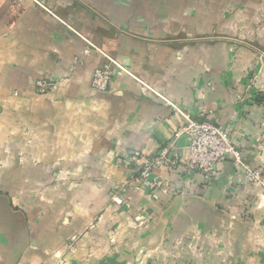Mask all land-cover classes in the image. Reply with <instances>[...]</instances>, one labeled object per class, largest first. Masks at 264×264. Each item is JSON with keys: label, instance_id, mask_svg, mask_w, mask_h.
Wrapping results in <instances>:
<instances>
[{"label": "crops", "instance_id": "crops-1", "mask_svg": "<svg viewBox=\"0 0 264 264\" xmlns=\"http://www.w3.org/2000/svg\"><path fill=\"white\" fill-rule=\"evenodd\" d=\"M169 8L158 0H0V121L13 120L12 131L0 130V264H264V207L249 209L253 189L230 180L228 160L208 185L195 175L188 194L158 199L140 193L121 163L129 151L152 154L170 141L185 150L188 136L174 138L182 115L227 126L236 140L260 122L262 106L234 100V75L225 82L203 71L218 47L170 42L180 15ZM109 60L127 73L112 63L108 89L96 92L93 72ZM40 79L54 83L47 93H36ZM56 169L75 175L55 186ZM122 182L131 210L110 201ZM198 234L202 257L139 256Z\"/></svg>", "mask_w": 264, "mask_h": 264}, {"label": "rangeland", "instance_id": "rangeland-1", "mask_svg": "<svg viewBox=\"0 0 264 264\" xmlns=\"http://www.w3.org/2000/svg\"><path fill=\"white\" fill-rule=\"evenodd\" d=\"M158 1L170 4V13L172 10V14L175 16L180 15V31L176 37L170 38V42L174 41L175 43L186 45H194L196 43L212 44L216 49L219 48L216 51L218 52L216 56H211L208 58V61H205L209 63L201 64L203 66L207 65V68H204L203 71L210 76V79L219 77L221 81L224 78L225 82L229 81L232 75H234L232 84V90L234 89L236 93L234 94V100L240 105H245V108L255 104L262 106L263 111L261 112L260 122L254 124L256 131L248 134L249 138L236 140L233 137L232 131L229 130L232 152L231 154H227L223 160L216 162L214 172L215 176H217L218 170L216 169V165L228 160L235 169L230 180L234 182L235 179H238L253 189L254 196L251 195L246 199L249 203V209L252 210L253 206L258 209L260 205L259 201L262 202L261 204L264 207V0ZM150 2L153 3L156 0H150ZM156 13L163 14L161 10ZM205 62L201 60L198 64L200 65V63ZM112 63L115 66L114 69L127 73L125 68L120 66L117 61L115 63L119 65L113 61ZM222 65L228 68L229 72L225 74L226 70H223V74L219 75ZM114 69L111 68V72ZM52 84L54 85V83ZM209 86L211 87L210 84ZM245 112L249 113L250 109L248 111L246 109ZM6 122H8V126L7 123L3 124L0 121V130L12 131V117ZM23 131L26 133L27 129L23 128ZM233 132L236 133L235 128H233ZM6 141L12 140L8 138ZM20 161L23 162V156L20 157ZM188 170L190 168L186 164H179L177 166L174 174H177L178 177L169 181L172 187L171 189L169 185L171 190L168 188V190L165 189L164 191L162 189L154 191L142 188L141 183L136 182V184L140 189V193H149L152 198L158 199L159 193L174 196L188 194L189 192H186L187 187L185 183L192 180L195 182V175L202 176L201 182L203 185H208L215 179L213 177L212 180L208 181L203 177L201 171L190 170L188 174ZM51 173L53 174L52 178L54 177L55 186H59L62 182H67L68 179H71L75 175V172L72 170L62 169H56ZM125 184V182L117 184V187L109 194L111 197L110 201H113L112 203L114 204L113 208L116 210L132 209L130 199L125 200L127 204L124 202L121 205L113 200L114 196L122 198L120 195ZM58 188L54 187L55 190ZM45 189L46 187L40 186L36 190L38 193H44ZM108 206L109 203H106L102 206L101 211L108 210ZM203 242L204 239L199 234L189 238L180 237L176 240L175 244L177 247H174V249L156 252L148 251L143 253V255L139 253V256L140 258L141 256L150 258L153 255H162L165 258L176 260H186L185 258L188 255L202 257L204 251L199 246L197 250H194V243L201 245ZM181 245L183 247L179 249ZM185 246L187 250L183 249ZM169 263L170 260L165 261V264Z\"/></svg>", "mask_w": 264, "mask_h": 264}, {"label": "built area", "instance_id": "built-area-1", "mask_svg": "<svg viewBox=\"0 0 264 264\" xmlns=\"http://www.w3.org/2000/svg\"><path fill=\"white\" fill-rule=\"evenodd\" d=\"M111 64L112 61L109 60L108 63L94 70L91 79L92 90L105 92L108 89L112 75ZM52 87V83L40 79L36 82V93L44 94ZM182 116L184 123L174 133V138L183 134L188 136L185 150H175L173 141H170L155 153L146 154L140 150H133L123 158L122 165L131 168L132 179L134 182L141 183L142 188L154 191L160 189L164 191L168 188L170 190V182L155 174L154 171L164 170L169 174H174L179 164H186L190 170H199L206 180H212L215 177L214 165L216 162L223 160L227 154H231L232 147L228 127L212 121ZM190 170L187 171L188 174ZM113 200L119 205L126 202L116 196ZM261 206L263 207L262 204Z\"/></svg>", "mask_w": 264, "mask_h": 264}]
</instances>
